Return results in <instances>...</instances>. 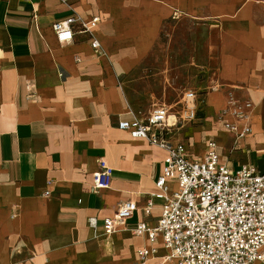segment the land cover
<instances>
[{"label": "crops", "instance_id": "crops-1", "mask_svg": "<svg viewBox=\"0 0 264 264\" xmlns=\"http://www.w3.org/2000/svg\"><path fill=\"white\" fill-rule=\"evenodd\" d=\"M179 14L217 26L221 87L204 93L208 108L200 120L206 123L184 125L174 141L185 143L197 158L210 139L216 146L230 143L227 152L218 151L222 161L259 168L264 3L0 0V264H138L137 250L148 239L132 230L141 220L155 224L160 213L158 201L152 217H145L142 206L155 191L165 152L117 124L146 117L154 105L180 111L181 89L167 74L164 59L154 75L147 62L163 24ZM74 15L85 21L99 17L93 34L103 55L95 53L88 33L59 42L53 24ZM229 93L250 102L247 117L227 111L218 116ZM246 125L252 132L238 138ZM101 156L113 176L108 188L95 192L93 173ZM124 200L139 209L106 234L104 218ZM90 216L97 217L95 229ZM166 255L160 244L148 264H175L165 261Z\"/></svg>", "mask_w": 264, "mask_h": 264}, {"label": "built area", "instance_id": "built-area-1", "mask_svg": "<svg viewBox=\"0 0 264 264\" xmlns=\"http://www.w3.org/2000/svg\"><path fill=\"white\" fill-rule=\"evenodd\" d=\"M67 2V0H60ZM264 3V0H255ZM99 17L89 21L78 15L53 24L60 43L74 39L76 32L88 33L97 55H103L93 29ZM251 107L250 103H247ZM197 95L188 90L181 97V109L173 112L165 105H154L144 118L120 119L118 128L135 139H144L165 152L155 191L142 206L145 217L153 216L159 203L155 224L141 220L133 228L135 235H146L148 245L137 250L138 264H148L161 246L167 251L165 261L175 264H254L264 261V170L242 163L238 168L222 161L216 141L210 139L203 157H194L183 142H175V132L194 121L198 113ZM236 118L247 117L237 110ZM226 126L235 130L233 123ZM252 132L246 125L237 137ZM92 188L95 192L110 186L113 168L105 157L97 160ZM139 209L137 203L124 200L103 220L106 234L114 233ZM88 224L97 228L96 216Z\"/></svg>", "mask_w": 264, "mask_h": 264}, {"label": "rangeland", "instance_id": "rangeland-1", "mask_svg": "<svg viewBox=\"0 0 264 264\" xmlns=\"http://www.w3.org/2000/svg\"><path fill=\"white\" fill-rule=\"evenodd\" d=\"M218 45V28L215 24H206L198 17L179 14L163 24L159 38L147 59L153 75L164 59L165 70L175 85L181 89V97L185 91L196 92L199 106L197 118L190 124L187 123L188 125L206 123L200 120L206 116L208 108L204 101V93L221 87V83H217ZM247 103H250L247 99L233 98L229 93L227 107L219 112L218 116L221 117L226 111L235 113L236 109L251 110V107L246 106ZM260 116L264 124V101ZM229 144L217 145L216 149L227 152L231 146ZM258 166L264 170V159L258 161Z\"/></svg>", "mask_w": 264, "mask_h": 264}, {"label": "bare ground", "instance_id": "bare-ground-1", "mask_svg": "<svg viewBox=\"0 0 264 264\" xmlns=\"http://www.w3.org/2000/svg\"><path fill=\"white\" fill-rule=\"evenodd\" d=\"M112 95H113V93H112ZM116 97V96H115ZM114 98V97H113Z\"/></svg>", "mask_w": 264, "mask_h": 264}]
</instances>
